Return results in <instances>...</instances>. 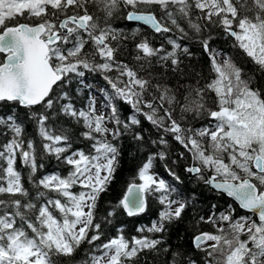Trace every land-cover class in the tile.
I'll list each match as a JSON object with an SVG mask.
<instances>
[{
    "label": "snow or ice",
    "instance_id": "snow-or-ice-1",
    "mask_svg": "<svg viewBox=\"0 0 264 264\" xmlns=\"http://www.w3.org/2000/svg\"><path fill=\"white\" fill-rule=\"evenodd\" d=\"M90 0H0V102H12L20 107L32 109L40 105L45 109H52L54 98L68 99L67 92L56 93L54 90L63 88L64 83H70L69 74L78 77L84 76V71L108 72L115 62V49L106 41L111 36L116 39V34L111 28L100 27L96 18L89 13ZM96 2V0H92ZM105 3L108 16L112 15L119 3L130 7L133 11L126 14L129 21H139L150 26L156 32H168L169 28L163 26L151 10L152 6L167 9L169 5H178L179 11L188 15V0H98ZM259 10L254 16L240 15L233 0H195V7L205 13V19L212 21L213 17L219 18V24L225 32L235 38L238 46L257 65L264 69V0H253ZM243 8V0H236ZM143 6V7H142ZM74 10V11H70ZM171 18V12L167 13ZM31 21L35 18L38 23L21 22ZM10 22L11 26H10ZM174 25L176 20L171 21ZM197 32L198 25H192ZM183 31V29H181ZM133 35H136L133 32ZM173 48L180 45L170 41ZM90 48L86 50V46ZM205 50L208 49L207 41H203ZM144 57H152L157 50L142 41L137 45ZM187 52V49H184ZM99 56L103 63H95ZM142 57H137L141 59ZM162 60H171L177 65L175 52L161 56ZM212 69L216 78L208 84V88L215 92L217 110H208V115L214 126L205 127L196 131L195 135L201 138L209 137V145L203 147L192 136L185 137L184 130L166 112L171 121L170 126L164 131L171 133L174 139L184 145L192 153L194 166L187 171L200 175L202 169H208L213 174L205 179L217 190L233 197L241 208L253 212L258 216V222L250 218L241 217L230 223L227 232L218 229L219 235L203 233L194 238L197 248L206 241H213L210 245L213 253L218 252L222 257L221 264H264V98L259 91L253 90L248 83L241 79V70L231 59L218 63L216 54L211 57ZM121 76H127L125 86L118 87L117 83L109 80L116 95L126 103L131 104L136 112H141V90L147 81L137 78V74L127 65H119ZM108 79L107 77H105ZM123 83V82H122ZM197 95L203 99L200 90ZM164 99V96L161 97ZM173 97H169L172 103ZM196 110L204 108L200 101L192 102ZM146 107L152 109L151 113H144L147 120L157 127H163L164 120L156 119V109L151 103ZM184 111L192 110L190 105H185ZM61 111L77 120L83 119L84 126L88 129L84 136L94 140L95 155H85L83 151L75 152L72 156L65 157V162L72 166L66 177L48 175L41 178L39 186L54 191L61 199H48L47 204L36 209V205L28 203L22 205L20 200H14L11 205L14 213L7 211L0 215V264H52L51 254L71 256L87 240L89 244L100 239L99 234L88 237V230L94 228L99 233L100 225L93 224L94 209L99 194L107 190L115 170L117 148L106 140L96 139L92 133L104 136L110 130L104 126L105 117L96 116L94 104H90V111L77 112L71 103L61 106ZM37 118L40 136L50 143L43 145L49 154L57 158L66 152L65 147L56 145L67 142L66 135H53L46 127L48 117L42 113L33 112ZM116 124V109L112 108V117ZM18 116L14 113L0 116V124L6 125L15 137H20L22 127L17 123ZM132 124H139L135 116L131 118ZM128 125L126 124L125 127ZM191 131V130H189ZM115 138L118 132H111ZM139 138V137H137ZM161 143H166L163 139ZM189 145L191 147H189ZM28 150H23V141L13 138L4 145L0 151V160H5L7 167V187L0 186V194L27 196L21 183V175L15 170L16 153L24 165L31 168L34 174L37 168L34 147L31 142L27 144ZM210 150V151H209ZM163 158V153L160 154ZM78 157V158H76ZM152 160L143 164L139 171L140 184L131 183L119 206L129 216L138 215L145 210V196L153 191L162 192L160 203L166 205L160 213L159 223H153L149 231H164V221L179 218L185 205L169 200L167 193L171 191L163 179L156 180L149 174ZM104 173V175H102ZM222 179L218 180L217 178ZM203 178V177H201ZM79 184L87 191L78 194L71 191L74 185ZM41 196L44 194L41 193ZM7 202L0 200V205ZM59 211L61 218L54 216L50 207ZM36 209L38 215L35 222L25 217L21 208ZM85 208L88 210L85 211ZM112 215V213H109ZM15 217H19L25 227L17 226ZM222 221H232L231 214H221ZM214 222V221H210ZM79 226V227H78ZM245 235L247 239H241ZM159 240L148 238H133L132 245L123 236L111 239L108 243L99 246L102 255L91 257V264H125L137 256L139 251L154 249ZM251 245V247H249ZM98 249V250H99Z\"/></svg>",
    "mask_w": 264,
    "mask_h": 264
},
{
    "label": "trees",
    "instance_id": "trees-1",
    "mask_svg": "<svg viewBox=\"0 0 264 264\" xmlns=\"http://www.w3.org/2000/svg\"><path fill=\"white\" fill-rule=\"evenodd\" d=\"M243 2L245 6L241 8L240 4L233 0L240 15L251 17L259 11L253 0H243ZM188 4L187 16L179 11L178 5H169L166 10L159 6H152L151 10L157 19L170 29L168 32L156 33L146 26L129 22L126 19V13L131 10L130 7L119 3L112 9V15L108 16L105 3L90 0L87 5L89 13L97 19L100 27L111 28L116 34V39L110 36L106 41L115 49L112 70L92 72L81 69L84 71L83 77L69 74L66 80L70 79L71 82H65L63 88L54 90L56 93L67 92L68 99L54 98L52 109H45L40 105L27 109L12 102H0V116L6 117L14 113L18 116L17 123L22 127L21 136L15 137V133L6 125L0 124V151H3L4 145L13 138L23 141V150H28L27 144L31 142L37 165L33 174L31 168L23 164L19 156L20 150H17L14 168L21 175V183L27 196L0 194V200L7 202L6 205H0V215H3L5 211L9 214L14 213L15 208L11 202L17 199L22 205L28 203L36 205V209L46 205L48 199L64 200V197L58 196L56 192L39 186V180L48 175L66 177L72 170V166L65 162V157L72 156L75 152L83 151L89 156L96 154L93 148L95 141L84 136L88 129L84 126L83 119L77 120L64 114L61 111L62 105L71 103L77 112H88L92 93L96 92L106 98L110 106L115 107L116 118L120 121L116 124L112 120L118 135L107 140L117 148L115 170L111 181L107 184V190L99 194L94 209L93 224L100 225L99 233L94 228L88 230L89 239L96 234H99L100 239L92 244L85 240L71 256L51 254L52 264H91L93 255H102V249H99V246L121 236L129 242L130 247L133 238L146 237L149 240L160 241L154 249L139 251L136 257L126 261L125 264H221L222 257L218 252L209 255V252H212L210 245L214 243L213 241L203 246L201 244V247L197 248L194 245V238L203 233L219 235L218 229L221 228L227 232L230 223L250 215L239 208L232 199L217 192L205 182L212 173L210 170L202 169L199 176L187 171L189 167L200 165L194 163L188 148L176 141L173 134L164 131V127L171 124L166 115L168 112L184 130L185 137L192 136L207 148L208 142L200 141L195 133L205 127L211 128L214 124L208 115V110H217L216 95L207 87L216 77L212 69V54H216L218 63H220L219 59L229 57L240 68L241 77L251 82L252 87L264 98V69L247 56L234 37L225 32L218 22V17H213L210 22L205 19V13L195 7V0H188ZM168 12H171V18ZM18 19L21 22H39L35 18L31 21ZM172 19L176 20L175 25L171 22ZM11 23L13 22H10V25ZM192 25H198L200 31L197 32ZM133 32L136 35H133ZM145 40L150 47L157 50L156 55L144 57L138 50L137 45ZM170 41L179 44L180 48H173ZM203 41H207L209 50H205ZM89 48L90 44L86 46V50ZM184 49H187V52ZM169 52H175L177 65L171 64L170 59H161V56ZM138 56L142 58L137 59ZM95 63H103V61L96 56ZM119 65H127L137 74V78L147 81L143 90L134 86L136 91L142 93L139 113L131 104L118 97L109 83V80H112L118 87L123 88L128 82L126 75H120ZM197 90L202 93V100L200 95H197ZM162 96H164L163 100ZM169 97L174 98L172 103H169ZM194 101H200L204 108L197 111L195 104L192 103ZM148 103L156 109V119L163 118V127H157L147 120L144 113L152 111L146 107ZM185 105H190L192 110L184 111ZM33 112L42 113L48 117L45 127L53 135L67 136V142L56 145L67 149L59 159L55 154H49L44 150L43 145L50 141L40 136L37 118L32 116ZM133 116L139 120V124L131 123ZM126 124L127 127H125ZM92 135L96 139H103L100 134L92 133ZM162 139L166 143H161ZM149 158L152 160L151 168L171 190L167 193L168 199L181 200L185 205L178 219L173 218L163 222L164 231L162 232H152L149 229L153 223H159L160 213L165 210L166 205L160 203L164 193L153 191L146 194L145 210L135 216H127L119 206L127 186L141 181L139 171ZM6 167V161L0 160V186L4 187H7V174L4 171ZM79 188L80 186L74 185L72 190L77 192ZM41 193L44 195L41 196ZM49 207L50 211L60 218L58 210ZM36 209L22 207L21 211L26 218L35 222L38 215ZM221 214H231L232 221H222ZM251 218L252 221L258 222L254 215H251ZM15 219L18 227L23 225L31 234V230L26 228L19 217ZM241 239H247V237L241 235Z\"/></svg>",
    "mask_w": 264,
    "mask_h": 264
},
{
    "label": "rangeland",
    "instance_id": "rangeland-1",
    "mask_svg": "<svg viewBox=\"0 0 264 264\" xmlns=\"http://www.w3.org/2000/svg\"><path fill=\"white\" fill-rule=\"evenodd\" d=\"M109 2H110V0H109ZM226 59H230V58L229 57H223L222 59H219V62L222 64L224 62V60H226ZM241 79L244 80V81H246L251 89L256 90L255 88L252 87L251 82H249L247 79H243L242 77H241ZM91 100H92L91 101V104H94V106H95V113H94V115H96V116L103 115L105 117L104 126L107 127L110 130V133L109 134H105L104 136H102L103 139H101V140H106V141L107 140H110L113 137V135L111 134V132H115V127L113 125L112 119H110V117H112V108L113 107L110 106V103L107 100H105V98L103 96H100L96 92H93L92 93V99ZM214 124H215V122H214ZM214 124H213V126H214ZM198 137H199L200 141H203V142L206 141V142H208V144H207V147H208V145H209V137H207V136H205L203 138H201L200 136H198ZM76 158H78V157H76ZM149 174L150 175H153L156 180H160L161 179L157 175V173L155 172V170L153 168H151L149 170ZM102 175H104V173H102ZM77 185L79 186V184H77ZM71 191L73 193L78 194L81 191H87V189H84V188H81L80 187L77 192L73 191L72 189H71ZM61 202L62 203L65 202V198H64V200H61ZM179 203H181V200H177V203H174L172 205V208L175 209L176 207H178ZM87 210L88 209L85 208V211H87ZM53 214H54V216H56L54 212H53ZM57 218L59 219V217H57ZM60 218H61V214H60ZM246 218H250V220L252 221L251 216H247ZM249 247H251V245H249Z\"/></svg>",
    "mask_w": 264,
    "mask_h": 264
},
{
    "label": "water",
    "instance_id": "water-1",
    "mask_svg": "<svg viewBox=\"0 0 264 264\" xmlns=\"http://www.w3.org/2000/svg\"><path fill=\"white\" fill-rule=\"evenodd\" d=\"M129 11H133L132 9L131 10H129ZM129 11H127V12H129ZM127 14V13H126ZM129 21V20H128ZM159 21V20H158ZM129 22H131V23H136V24H140V25H143V26H146V27H148L149 29H151L153 32H156V31H154L150 26H148V25H145V24H143V22H139V21H129ZM160 22V21H159ZM161 23V22H160ZM162 24V23H161ZM163 25V24H162ZM11 26V25H10ZM164 26V25H163ZM166 27V26H165ZM156 33H159V32H156ZM194 167V166H193ZM190 168V167H189ZM213 174V173H212ZM211 174V175H212ZM210 175V176H211ZM218 180H220V179H218ZM140 183H142V182H140ZM140 183H136V184H140ZM131 184V183H130ZM129 184V185H130ZM128 185V186H129ZM128 186H127V188H128ZM209 186L211 187V188H213L214 190H216L217 192H220V193H222V194H224V195H226L228 198H230V199H232L237 205H238V207L239 208H241L240 207V205H239V203L233 198V197H229L228 195H227V193H225V192H223V191H220V190H217L216 188H214L211 184H209ZM127 188H126V190H127ZM126 190H125V192H124V195H125V193H126ZM123 195V196H124ZM123 198V197H122ZM145 207H146V196H145ZM123 209V208H122ZM243 211H245V212H248V213H252L253 215H255V217H256V219L258 220V216L256 215V214H254L253 212H250V211H247V210H245V209H243V208H241ZM125 212V211H124ZM125 214L127 215V213L125 212ZM127 216H129V215H127ZM135 216V215H134ZM199 235H201V234H199ZM195 245V244H194Z\"/></svg>",
    "mask_w": 264,
    "mask_h": 264
},
{
    "label": "flooded vegetation",
    "instance_id": "flooded-vegetation-1",
    "mask_svg": "<svg viewBox=\"0 0 264 264\" xmlns=\"http://www.w3.org/2000/svg\"><path fill=\"white\" fill-rule=\"evenodd\" d=\"M212 174V173H211ZM218 178H221V177H218ZM252 214H250L249 216H251ZM209 241H206V242H204L203 244H202V246L204 245V244H206V243H208Z\"/></svg>",
    "mask_w": 264,
    "mask_h": 264
}]
</instances>
